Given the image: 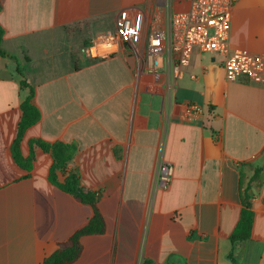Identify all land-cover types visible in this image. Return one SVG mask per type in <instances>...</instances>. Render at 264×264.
Returning a JSON list of instances; mask_svg holds the SVG:
<instances>
[{
	"label": "crops",
	"instance_id": "1",
	"mask_svg": "<svg viewBox=\"0 0 264 264\" xmlns=\"http://www.w3.org/2000/svg\"><path fill=\"white\" fill-rule=\"evenodd\" d=\"M1 4V48L16 59L0 55V264H43L93 216L50 181L53 157L31 140L74 144L68 172L99 195L106 231L84 236L73 264H264V0H239L232 19V43L262 60L263 81H228L221 56L196 53L173 88L125 51L87 54L124 9L141 7L150 30L165 27L162 0ZM19 70L42 114L21 143L25 158L34 155L29 170L12 151L29 95ZM187 104L202 112L188 115ZM165 163L173 174L163 189ZM257 166L252 232L233 242L245 208L240 181L248 185Z\"/></svg>",
	"mask_w": 264,
	"mask_h": 264
},
{
	"label": "built area",
	"instance_id": "2",
	"mask_svg": "<svg viewBox=\"0 0 264 264\" xmlns=\"http://www.w3.org/2000/svg\"><path fill=\"white\" fill-rule=\"evenodd\" d=\"M186 2L188 7L178 10L173 0H162L168 15L167 25L151 30L141 7L122 10L116 20L115 32L93 45L88 56L106 59L125 51L138 60L143 72L161 75L170 81V88L186 77L196 53L221 56L228 81H238L243 77L255 82L263 81L262 60L232 43V19L239 0ZM184 110L188 115L202 112L196 104H187ZM172 174V165L163 164L158 176L161 188H167Z\"/></svg>",
	"mask_w": 264,
	"mask_h": 264
},
{
	"label": "trees",
	"instance_id": "3",
	"mask_svg": "<svg viewBox=\"0 0 264 264\" xmlns=\"http://www.w3.org/2000/svg\"><path fill=\"white\" fill-rule=\"evenodd\" d=\"M2 4L0 0V13ZM5 31L0 24V55L16 59L14 56L4 52L1 48ZM22 77L21 85L29 89V95L22 103V117L18 125V133L12 146L13 156L17 164L23 169L29 170L33 165L34 155L31 153L27 158L24 157L21 149V143L29 128L37 124L42 117L40 109L35 105V88L27 81L24 74L19 70ZM31 147L37 145L43 151L51 153L53 165L50 170V181L62 191L72 194L79 198L82 203L88 204L93 209V216L88 223L77 230L69 239L68 243L61 245L53 254L45 258L43 264H73L78 261L83 252L81 239L88 235H100L106 231V221L98 207L99 195L97 192L85 191L81 186V180L76 174L68 172V165L72 161L76 146L74 144L55 143L50 144L41 140H31ZM252 165V164H251ZM263 185V168L255 167L254 175L248 185H244L243 179L240 181V192L243 204L245 206L241 219L231 236L233 242L247 240L252 232L253 213L251 208V196L249 191L254 187L260 190ZM142 264H155L152 260H145Z\"/></svg>",
	"mask_w": 264,
	"mask_h": 264
},
{
	"label": "rangeland",
	"instance_id": "4",
	"mask_svg": "<svg viewBox=\"0 0 264 264\" xmlns=\"http://www.w3.org/2000/svg\"><path fill=\"white\" fill-rule=\"evenodd\" d=\"M178 2H179V0H173V4H174V6L176 7L177 5H178ZM87 39H83V41L85 42ZM87 42V44H88V41H86ZM92 44V42H89V45H91ZM93 54H96V53H93ZM102 54V53H101ZM89 55V54H88ZM94 56H96V55H94ZM90 57V56H89Z\"/></svg>",
	"mask_w": 264,
	"mask_h": 264
}]
</instances>
